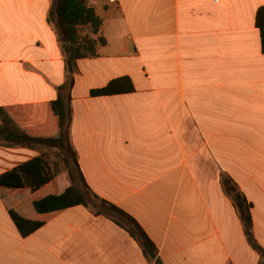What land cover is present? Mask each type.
<instances>
[{
	"label": "crops",
	"instance_id": "obj_1",
	"mask_svg": "<svg viewBox=\"0 0 264 264\" xmlns=\"http://www.w3.org/2000/svg\"><path fill=\"white\" fill-rule=\"evenodd\" d=\"M51 4L0 0V108L23 126L37 106L45 124L65 79ZM88 4L102 23L82 35L105 44L74 62L70 141L90 190L153 250L91 206L37 212L70 184L63 172L34 191L0 187V264H264L222 186L228 176L250 204L264 252V0ZM119 77L132 92L91 95ZM38 153L0 143V174Z\"/></svg>",
	"mask_w": 264,
	"mask_h": 264
},
{
	"label": "trees",
	"instance_id": "obj_2",
	"mask_svg": "<svg viewBox=\"0 0 264 264\" xmlns=\"http://www.w3.org/2000/svg\"><path fill=\"white\" fill-rule=\"evenodd\" d=\"M48 20L55 26L65 61V79L58 87L57 98L47 104L49 112L44 125L36 123L41 116L40 107L29 115L27 125L17 122L4 108H0V143L8 147H30L39 150L38 155L0 174V187L28 188L37 190L59 174L65 172L70 184L60 194H50L35 200L33 206L39 213H47L82 205L93 206L96 215H105L124 227L129 234L153 250L142 228L130 215L115 205L97 197L86 184L78 164L77 153L70 141V89L73 85L74 62L83 57L96 55V48L105 44L102 36L93 38L82 35L84 28L96 34L102 20L88 0H52ZM256 26L260 32L261 48L264 52V6L256 13ZM133 91L128 77L111 80L104 87L91 90V95H115ZM224 192L230 198L241 220L249 244L262 256L264 252L252 237L250 204L236 184L228 177L222 178ZM16 223L20 218L10 212ZM39 224L35 223L33 227Z\"/></svg>",
	"mask_w": 264,
	"mask_h": 264
},
{
	"label": "water",
	"instance_id": "obj_3",
	"mask_svg": "<svg viewBox=\"0 0 264 264\" xmlns=\"http://www.w3.org/2000/svg\"><path fill=\"white\" fill-rule=\"evenodd\" d=\"M146 248L148 249V247H147V246H146ZM148 250H149V249H148ZM149 252H150V254H151V255H153V254H152V252H151L150 250H149Z\"/></svg>",
	"mask_w": 264,
	"mask_h": 264
},
{
	"label": "rangeland",
	"instance_id": "obj_4",
	"mask_svg": "<svg viewBox=\"0 0 264 264\" xmlns=\"http://www.w3.org/2000/svg\"><path fill=\"white\" fill-rule=\"evenodd\" d=\"M85 30V28L83 29V31ZM83 31L81 32V34H83ZM93 208V206H91Z\"/></svg>",
	"mask_w": 264,
	"mask_h": 264
}]
</instances>
